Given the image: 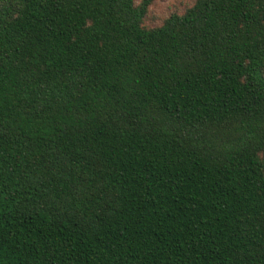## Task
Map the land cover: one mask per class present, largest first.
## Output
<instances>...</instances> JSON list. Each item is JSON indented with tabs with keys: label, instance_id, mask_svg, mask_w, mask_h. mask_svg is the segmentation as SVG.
Masks as SVG:
<instances>
[{
	"label": "trees",
	"instance_id": "16d2710c",
	"mask_svg": "<svg viewBox=\"0 0 264 264\" xmlns=\"http://www.w3.org/2000/svg\"><path fill=\"white\" fill-rule=\"evenodd\" d=\"M0 0V264H264V0Z\"/></svg>",
	"mask_w": 264,
	"mask_h": 264
},
{
	"label": "rangeland",
	"instance_id": "374dc122",
	"mask_svg": "<svg viewBox=\"0 0 264 264\" xmlns=\"http://www.w3.org/2000/svg\"><path fill=\"white\" fill-rule=\"evenodd\" d=\"M188 0H157L150 8L147 23H159L170 12H181Z\"/></svg>",
	"mask_w": 264,
	"mask_h": 264
}]
</instances>
